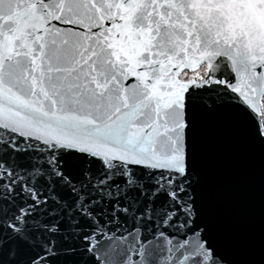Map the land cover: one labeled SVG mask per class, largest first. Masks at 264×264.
<instances>
[{
  "label": "water",
  "instance_id": "95a60500",
  "mask_svg": "<svg viewBox=\"0 0 264 264\" xmlns=\"http://www.w3.org/2000/svg\"><path fill=\"white\" fill-rule=\"evenodd\" d=\"M262 93L264 0H0V264H264Z\"/></svg>",
  "mask_w": 264,
  "mask_h": 264
},
{
  "label": "built area",
  "instance_id": "2783aa9c",
  "mask_svg": "<svg viewBox=\"0 0 264 264\" xmlns=\"http://www.w3.org/2000/svg\"><path fill=\"white\" fill-rule=\"evenodd\" d=\"M258 117L260 132L264 135V93L261 94L258 104Z\"/></svg>",
  "mask_w": 264,
  "mask_h": 264
},
{
  "label": "flooded vegetation",
  "instance_id": "af4514ba",
  "mask_svg": "<svg viewBox=\"0 0 264 264\" xmlns=\"http://www.w3.org/2000/svg\"><path fill=\"white\" fill-rule=\"evenodd\" d=\"M203 66H204V71H203L202 74L197 75V76H194V77H190V78H193V79H199V78H201V77L205 74V65H203ZM201 67H202V66H201ZM201 67H200V68H201ZM185 73H188V72H183V73L180 75V78H181V79H190V78H186V77H184L183 74H185Z\"/></svg>",
  "mask_w": 264,
  "mask_h": 264
},
{
  "label": "trees",
  "instance_id": "16d2710c",
  "mask_svg": "<svg viewBox=\"0 0 264 264\" xmlns=\"http://www.w3.org/2000/svg\"><path fill=\"white\" fill-rule=\"evenodd\" d=\"M203 71H204V66H202L198 71H196V72H194V73H192V74L195 75V76H197V75L202 74ZM192 74H191V75H192Z\"/></svg>",
  "mask_w": 264,
  "mask_h": 264
},
{
  "label": "rangeland",
  "instance_id": "374dc122",
  "mask_svg": "<svg viewBox=\"0 0 264 264\" xmlns=\"http://www.w3.org/2000/svg\"><path fill=\"white\" fill-rule=\"evenodd\" d=\"M196 72V71H195ZM192 73H194V72H192ZM192 73H185V74H183L184 75V77H186V78H190V77H194L195 75H193ZM192 74V75H191Z\"/></svg>",
  "mask_w": 264,
  "mask_h": 264
}]
</instances>
